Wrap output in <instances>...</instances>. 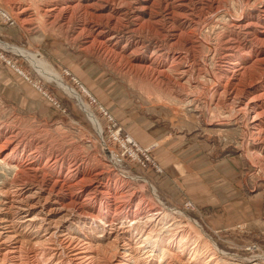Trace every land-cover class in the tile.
Returning <instances> with one entry per match:
<instances>
[{"label":"rangeland","instance_id":"obj_1","mask_svg":"<svg viewBox=\"0 0 264 264\" xmlns=\"http://www.w3.org/2000/svg\"><path fill=\"white\" fill-rule=\"evenodd\" d=\"M263 41L264 0H0V233L104 246L109 223L135 240L133 221L157 215L162 239L187 226L223 264H264V125L235 105L264 109ZM28 167L46 171L26 192L58 181L52 199L101 221L56 214L52 241L50 222L8 209ZM4 239L0 264L24 262L4 260Z\"/></svg>","mask_w":264,"mask_h":264},{"label":"bare ground","instance_id":"obj_2","mask_svg":"<svg viewBox=\"0 0 264 264\" xmlns=\"http://www.w3.org/2000/svg\"><path fill=\"white\" fill-rule=\"evenodd\" d=\"M20 53L24 55L22 51H20ZM226 56L231 55L227 54ZM260 60L263 59H258V61ZM233 64L235 65L236 62ZM47 76L51 79H54L62 88H65L69 94L71 93L73 96H77L75 92L62 83L61 80L52 75L47 74ZM261 78L262 74H260V79ZM222 90L225 94L227 91L226 85H223ZM236 94L239 96L240 93L236 92ZM246 95H243V97H241V101L237 102V104H235V100L233 99L230 100L228 97V99L226 97L222 98L224 99L223 102L228 104L230 108H232L233 104H235L236 107L240 111H243L244 114L247 116H252L253 121H255L254 118L261 117V120H259L258 123H253V126L256 128L257 126H263L264 109L262 107L259 108L255 104L256 96L248 97V95ZM257 97L264 99V92L258 94ZM245 99L247 100L246 102L244 101ZM258 109H260V111H257ZM88 116L92 120V117L89 115V113ZM261 133H263L262 138L264 139L263 131L257 132L256 135ZM8 144V141L0 143V151L5 149ZM44 170V168L38 169L28 167L17 171L18 173L23 174L19 180L21 183H17L18 185H16L14 184L15 181L13 180L12 183L10 182L9 188L5 190V194L10 198V207H8V209L21 210L26 211V213H31L32 216L28 218V221L34 222L36 219H38L39 222H41L39 227L40 225L42 226L44 222H50L52 216L54 217L59 213L62 214L61 219H66L69 216H72L74 218L81 217V219L84 218L90 221H101V218L93 214H88L83 211L80 212L82 209L85 210V208H83L85 205L79 206L80 208H78L76 204V206L70 208L69 205L71 203L69 202L70 204L65 206L66 204L64 205L60 202L61 200L58 198L59 194L54 196L52 199L51 197L53 195L51 194H53V189L56 187L58 181H54L53 185L50 187L51 189H49L47 193H45L44 189L41 188H36L35 190H31L29 188V191L27 190L28 192H26L25 185L31 180L30 178L26 177V175L31 172L35 174L38 173V171L44 172ZM17 172L14 177L18 175ZM147 216L148 214L145 215V217L141 220H132L133 223L136 224L135 226L142 224L145 228L144 231H137L139 236H137L135 240L134 238L130 239L132 235L136 234V231H134V225H131L132 223L128 226L119 223H109L104 231H101L108 239V243L104 246H94L95 244L92 243L87 237L84 239H77L75 238V235V237H72L67 233H62V235H59L60 237L57 238V235L55 236V232L59 231L58 228L60 225L59 222L55 220L52 222V225L51 222L48 223V228H51V231H53L51 234L52 238L54 236L56 237V243L53 242V244L51 242L53 247L51 246V249H48L49 246L46 247L48 250L42 248L44 247V243H35L28 249L26 247L28 243L26 244L25 242L18 241L15 237L16 235H10L8 232H5L8 230H4L0 233V235L2 234V236H5L3 242L5 243L6 241L13 240V243L3 258L6 261H15L13 263H17V261L21 262L19 260L25 259L23 260L24 262L20 264H223V257L228 255L223 253L221 250L218 252V244L216 245L213 241H211L210 237L206 235L203 236V231H196V229L195 231H187V226L183 227L181 225L182 228L180 231H171L166 239H162V237H159L158 232L155 231L156 225L159 223L157 215L152 217ZM102 227L104 226L102 225ZM152 228H154V230H152ZM137 229L138 228L135 230ZM141 234H144V236H141ZM205 238H209L208 241L205 240ZM53 240L54 238L52 241ZM131 240H133V242H131ZM30 252L31 255L29 258L27 255ZM154 256L156 257V260Z\"/></svg>","mask_w":264,"mask_h":264}]
</instances>
